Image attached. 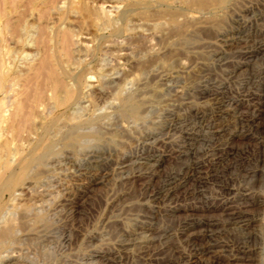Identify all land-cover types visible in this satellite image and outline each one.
I'll return each mask as SVG.
<instances>
[{
    "label": "rangeland",
    "instance_id": "obj_1",
    "mask_svg": "<svg viewBox=\"0 0 264 264\" xmlns=\"http://www.w3.org/2000/svg\"><path fill=\"white\" fill-rule=\"evenodd\" d=\"M108 1L87 0L90 5H106ZM160 2L165 1L150 3L149 8L185 7L176 0L170 2L173 4ZM210 10L214 13L209 19L186 23L187 26L183 25L168 39L158 38L157 42L154 36L149 43L151 47L124 39L125 26L118 28L121 31L103 29L104 36L98 37L90 27L73 19L70 25L74 28L73 38L83 39L91 48L89 52L81 51L83 54L74 53V59L77 57L74 64L84 57L83 64L97 63V67L106 68L105 75L112 76H123L122 68L135 66L136 61L138 64L144 60L146 64L141 72H134L138 77L127 75L126 83L124 80L102 82L99 96L95 92L97 87L92 88L89 102L82 101L90 107L81 103L79 106L87 110L74 109L72 119H63L60 112L65 109L54 110L50 115L53 130L48 129L42 144L32 153L27 143L15 141L21 146V154L30 153L27 158L31 170L35 169L33 172L41 161L63 162L65 155L75 158L76 165L69 163L62 169L56 168L54 173L41 175L44 182L40 180L42 183L35 188L43 191L54 187L53 193L58 194L62 186L68 187L56 203L58 207H54L59 229L69 228L81 238V234L99 231L102 217L109 221L128 219L127 228L132 231L145 225L151 229L149 240H137L130 264H264V0H223ZM204 11L207 16L208 11ZM109 12L117 14L115 9ZM39 15L42 14L34 15L35 26L20 39L22 43L7 39L13 49L11 53L16 54L10 53L4 58L7 65L26 72V66H35L44 55L48 34L41 30L45 15L42 18ZM149 23L144 26L148 34L167 30L160 25L155 27L152 20ZM22 40L29 46L32 43L30 47L36 50L27 49ZM126 46L129 49H123ZM122 51L128 52L129 58L118 64L116 55ZM21 52L29 54L25 56ZM33 86L27 82V93ZM209 91L216 94L214 98H200L201 93ZM195 110L202 114L203 122L224 126L223 136L208 142L201 140ZM185 130L195 132L189 141L185 140ZM149 135H154L157 141L146 140ZM188 142L196 147L194 160L200 161L199 172L190 179L179 178L171 197L162 199L156 193L166 188L163 187L165 174L179 170L176 153L185 151ZM156 154L163 156L156 172L145 161L139 162L134 157ZM128 155L133 157L126 161ZM245 174L255 178H245ZM224 182L229 184L230 193L220 191ZM111 197L119 199L109 207ZM222 204L225 211L221 210ZM231 211H241L245 216L232 220ZM206 220L216 223L210 231L201 225ZM105 229V240L96 247L116 249V229L112 225ZM25 245L31 246L32 242ZM241 251L248 252V256L242 258ZM104 257L99 262L111 264L110 255Z\"/></svg>",
    "mask_w": 264,
    "mask_h": 264
},
{
    "label": "bare ground",
    "instance_id": "obj_2",
    "mask_svg": "<svg viewBox=\"0 0 264 264\" xmlns=\"http://www.w3.org/2000/svg\"><path fill=\"white\" fill-rule=\"evenodd\" d=\"M63 1L0 0V264H103L104 262L100 263L99 260L106 255H110L108 262L111 264H130L131 258L136 249L135 245L137 244V240L140 238H142V240H149L151 238L150 235L152 234L151 229L145 225L139 226V230L132 231L127 228L128 219H125L126 221H124L116 218L115 220L111 219L112 221H109L106 217H102L99 220L98 227L100 229L97 227L99 231L81 234V238H79L80 236L78 233L73 234L69 228L66 229L63 227L59 229L57 225L59 218H57V211L54 212L56 210V208L54 210V207L57 206L56 203L63 198L62 196L66 194V188L68 189V187H65L66 185L62 186L61 192L58 193L59 190L57 191L58 194L53 193L54 191L52 188L54 189V187L44 188L45 190L43 189V191L40 190L41 188L37 190H35V188L38 183H42L40 182V180H42L41 175L47 172L51 173L56 168L62 169L63 166H67L69 163L76 165L75 158H73V160L71 156L65 155L63 157V162L60 160L53 161L52 159H47L44 160V162L41 161L39 166L36 167V171L33 172L35 169L31 170L30 159L27 158V155L30 156V153L21 154V152H19L21 146L15 141L18 140L19 142V140H21L27 143L30 146V151L32 153L33 150L42 144V141L45 139V136L49 131L48 129L53 126V118H51L50 115L54 110L57 111V109L63 108L65 109L64 112H60L62 113L63 119H72V115L75 114L74 109H78L82 101L86 100L89 102L87 99H89L88 97L90 96L92 88L97 87V91L95 90V92L98 93L99 96L101 91L99 86L102 82H120L130 74H133L135 77L136 74H134V72H141L146 64L143 60L138 62V64L136 61L135 66L132 65L129 66V68L123 67L122 69L124 72L121 71L124 73L123 76H115V74L114 76L111 74L105 75V72L107 71L105 67H97V63L94 64V62H92L93 64H83L81 61L85 59L84 57L78 61V64H74L77 63V57L75 59L73 57L74 53L76 54L81 51L89 52L91 51V48L89 44H86L85 41L83 42V39L79 40V38H73L74 28L70 27L73 19H78L82 24L90 27L95 34L99 35L98 37L104 36L103 29L108 28L109 31H116L119 27L123 28L125 26L127 28H123V30H125L123 35L124 39L132 40L134 42L140 41L143 42L141 43L142 45L147 46V44L150 43V40L154 39V36L163 41V38L164 40L165 38H170V36L173 35V32L180 31L179 29H182L183 25L187 26L186 23H191V21L195 20L202 21L209 19L208 17L214 13L212 12L213 10L211 11L210 9L215 8L218 4L223 2V0H176L185 5L183 9H175L173 6L170 7L171 9H165V7L164 9H158V7L155 9L156 6L154 9H150V3L158 2V0H123L122 2L124 3L120 2V0H109L108 4L105 3L106 5H95V3L90 5L87 0H68L69 3L66 2L67 4ZM164 1V3H160H168H166L168 0ZM171 1L174 2L175 0H170L169 3ZM138 5H140V7H137ZM121 7L124 8L118 13L117 11ZM114 9L117 12L116 15L109 12ZM204 10L208 11L207 16L202 12ZM44 12L47 14L45 13V15ZM38 13L42 14L39 15L41 18L44 15V18H46L45 25L41 28L43 32L48 34L46 40L47 44L45 49L43 48L46 51L35 66L32 67L30 65V67H28V65L25 67L27 68L26 72H23L21 71L22 69H15L11 66L12 64L7 65V63H5L4 58H8V55L13 50L8 46L7 39L20 41L24 34L35 26L33 19L34 15L36 16ZM50 15H53L54 17H50ZM69 17H71V19L65 22ZM161 19H164L165 22L161 21ZM151 20L155 27L156 25H160L167 29L166 32H160V34L156 35L149 33L150 36H148L149 34L146 32L147 29L144 28V26L149 25ZM87 39L88 37L86 40ZM159 39L155 40L158 42L160 41ZM224 41L227 40L225 39ZM20 43L22 42L20 41ZM28 44L29 43L26 44L25 42L24 45H27V49L32 43H30V46ZM120 45H122V43H120ZM14 48H16V46ZM33 48L34 47H30V49ZM19 49L18 51H20ZM123 49L127 50L129 47L126 46ZM34 50L36 49L34 48ZM21 51H24L23 47L21 48ZM13 54H15V52H13ZM22 54L26 53L24 52ZM28 54L29 53L25 56H28ZM128 54L129 53L126 51L118 53V55H116L119 59L117 63H125V60L127 61L129 58ZM85 55L87 54L85 53ZM88 61L91 60L88 58ZM107 68H109V66H107ZM27 82L34 84L33 88L28 93L26 89L27 87L25 88ZM124 82L126 83L125 80ZM215 95L216 94L213 93V91H209L208 93H201L200 98L213 97ZM87 106L88 105H86V107ZM79 111L78 114H80ZM194 113L200 125L198 131H201L202 133L200 134V136H202L201 140H206L208 142L209 139L224 134V126L203 122L205 119L203 120L202 114L198 110H195ZM78 114L76 113L77 116ZM56 117H54V121ZM62 117H60V120ZM73 117L75 118V116ZM58 122L59 120L56 122V125ZM190 130H185L186 132H184L185 140L187 141H189L190 137L195 133ZM5 133L10 136L6 137L4 135ZM150 139L155 141L157 138H155L154 135H149L146 140ZM151 140L149 142H151ZM195 153L196 147L193 146V142L192 144L188 142V147L185 151H177L176 158L180 162L179 170L168 171L165 174L163 187L166 186V188H162L156 193L158 197L162 199L171 197L176 185L179 184L176 183L179 178L190 179L197 176L196 173L199 172L200 161L197 162L194 160ZM130 157L133 156L128 155L124 158L127 161ZM134 157L135 160H138L139 162H141L140 160L145 161L148 164V167L152 168L154 172L157 171L163 160V156L160 154L147 155L146 157L134 155ZM245 178L254 179L255 176L245 174ZM46 180L45 182H48ZM42 181L44 182V180ZM55 183L58 185L57 182ZM50 185L48 184V186ZM53 185L55 184L53 183ZM57 188L59 187L57 186ZM220 191L226 194L230 193L231 189L229 184L226 182L222 183ZM118 199L119 197H111L109 199V207ZM223 204L221 205V210L225 211V206ZM208 210L210 209H206V211ZM230 214L233 215L230 217L232 220L245 216L241 211H231ZM111 225L114 226L117 231V238L115 239V245H117V248L103 249L101 246L96 247V244L98 246L99 243L104 242L105 234H107V229L105 228ZM201 225H203L207 231H210L215 227L216 223L206 220L205 222H202ZM145 232L147 233L145 234L146 236L142 237L141 233ZM29 242H32L33 246H29L30 244L28 246L25 245L26 247L23 246L24 243L28 244ZM237 249L240 250L241 247H237ZM241 253L242 258L248 256V252L241 251ZM237 258L239 259V256Z\"/></svg>",
    "mask_w": 264,
    "mask_h": 264
}]
</instances>
